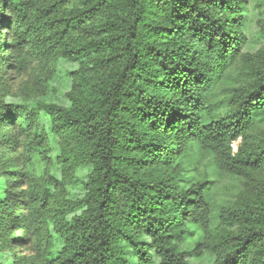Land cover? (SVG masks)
<instances>
[{
  "label": "trees",
  "instance_id": "obj_1",
  "mask_svg": "<svg viewBox=\"0 0 264 264\" xmlns=\"http://www.w3.org/2000/svg\"><path fill=\"white\" fill-rule=\"evenodd\" d=\"M246 2L0 0V71L20 74L30 58L77 64L67 105L36 104L59 148L51 165L37 112L0 96V251L34 238L11 264H189L203 254L211 264H264V185L252 183L256 174L264 182V57L242 51ZM241 71L247 84L233 77ZM221 84L226 113L215 100ZM17 127L40 144L44 165L22 170L10 153ZM205 156L245 181L217 223L212 181L198 173ZM52 165L61 180L90 168L80 198L59 193ZM20 177L26 187L15 186ZM50 229L62 244L55 254Z\"/></svg>",
  "mask_w": 264,
  "mask_h": 264
},
{
  "label": "rangeland",
  "instance_id": "obj_2",
  "mask_svg": "<svg viewBox=\"0 0 264 264\" xmlns=\"http://www.w3.org/2000/svg\"><path fill=\"white\" fill-rule=\"evenodd\" d=\"M247 23L248 30L245 38V45L242 51H248L252 54L262 53L261 57H264V0H247ZM1 33L5 34V28L0 24ZM6 51L1 53V57H6ZM240 65V60L235 61V66ZM77 64L70 62L66 59H57L49 67H45L37 60L29 59L27 68L17 74L15 70H12L10 66L1 67L0 78V96L5 103L19 106L22 110L30 111L35 110L38 117V133L47 136L48 140L45 141V148H48V158L45 163L51 165L54 162L55 157L59 154V148L55 136L50 129V119L42 111L36 109V104L39 101L45 103H53L57 105H67V99L65 93L70 87V71L74 70ZM238 68L233 71L238 72ZM240 72V71H239ZM238 76V77H237ZM233 77H237L235 80L239 84H247L248 76L246 72L236 74ZM226 85L221 84L216 89L215 100L218 104V109L222 110V113H226L231 110V107L224 100V91ZM18 144L12 147L13 151L10 153L17 157V161L22 170H30L36 168L37 165H44V162L38 163L39 159L36 157L37 152L41 147L36 141L30 142V137L27 135L26 129L17 127ZM240 139L233 142L232 148L236 151V146ZM51 175L58 181H61L64 185L63 191L59 192L61 195L70 199L80 198L84 192L83 181L87 174L90 172V168L85 166L77 168L71 171V175L61 180L60 168L52 165ZM21 170V171H22ZM198 173L201 176L208 178L212 181L210 204L212 207V213L214 215L216 223L218 222L217 214L222 206L230 204L234 201L237 195L244 188L245 181L238 177H232L226 173L217 170L209 161L207 156L203 157L198 163ZM20 181L15 184L21 188L26 187L27 183L25 178L20 177ZM254 185H264L263 179L260 174H256L253 177ZM8 188L5 180L0 177V198H3L6 194L5 191ZM232 229L235 226H231ZM51 230V229H50ZM18 233L11 232V238L17 236ZM51 235L54 239L53 253L59 251L62 244L57 235L51 230ZM33 237L27 236V240L24 242L15 241L12 244V249L7 251H0V261L5 264H11L13 255H28L33 252ZM183 248H188L187 244L183 245ZM212 257L209 254H203L197 258L190 257L189 264H211Z\"/></svg>",
  "mask_w": 264,
  "mask_h": 264
}]
</instances>
